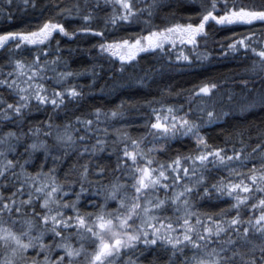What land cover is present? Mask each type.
<instances>
[{
	"label": "snow or ice",
	"instance_id": "snow-or-ice-1",
	"mask_svg": "<svg viewBox=\"0 0 264 264\" xmlns=\"http://www.w3.org/2000/svg\"><path fill=\"white\" fill-rule=\"evenodd\" d=\"M22 3L41 14L28 29L0 32V264H264V133L255 146L245 142L243 129L238 140L210 143L201 128L219 118L218 82L177 92L187 95V107L168 103L166 96L147 101L151 114L136 136L127 131L130 125L109 122V115H124V101L63 124L53 120L83 96L82 86L67 83L78 73L60 70V37L99 36L100 52L117 58L123 71L141 53L158 51L171 61L169 47L184 53L176 61L204 60L212 53L200 51V44L206 45L213 24L231 25L249 30L233 33L230 43L220 45L221 54L255 57L253 70H264V0H200L185 22L118 40L105 38L108 26L151 17L158 0ZM14 4L4 0L0 15L12 20ZM69 18L82 23L70 30ZM256 24L261 28L252 31ZM260 99L264 103V94ZM48 108L47 119L28 120ZM181 137L194 147L173 149ZM73 150L77 160L61 180L57 166ZM41 157L30 171L35 165L29 161ZM214 201L225 206L202 210Z\"/></svg>",
	"mask_w": 264,
	"mask_h": 264
},
{
	"label": "trees",
	"instance_id": "trees-1",
	"mask_svg": "<svg viewBox=\"0 0 264 264\" xmlns=\"http://www.w3.org/2000/svg\"><path fill=\"white\" fill-rule=\"evenodd\" d=\"M49 2L50 0H41V5ZM51 2H55V0H51ZM73 2L74 0H68V3ZM151 2L152 0H144L146 4H151ZM199 2L200 0H158L159 6L153 10L151 17H148L146 13L142 17L143 19L141 18L130 26L125 24L113 28L109 25L105 30V38L118 40L140 35L146 28L150 29L152 26L163 27L174 22H185L192 16L194 9L198 10ZM249 2L251 0H245V3ZM3 5L4 0H0V6ZM12 11L14 13L12 20H7L0 15V32L28 29L30 25L38 23L35 18L41 14L40 9L29 8L25 10L22 0H15ZM110 11L111 4L105 7L104 14ZM146 19L151 20L150 25L145 24ZM193 19L195 18L193 17ZM81 23L82 21L79 19L69 18L68 26L72 30L80 26ZM100 23L102 24V20ZM260 28L261 25L256 24L251 30L259 31ZM248 30V28L231 25L223 27L213 24L209 34L205 37L206 45L204 41H201L199 49L212 53L210 57L192 62L176 61L175 56L184 53L178 49L170 48L168 53L173 57L171 61L167 59L166 55H162L158 51L150 52L141 55L137 62L131 66L126 65L123 71H121V66L117 65L112 58L100 52L98 44L103 41L99 36L77 34L75 37H60L62 48L60 70H72L78 73V75L69 78L67 83L82 86L83 96L69 104L66 111L58 110L53 115V120L63 124L65 120H72L76 115L86 114L95 107H101L107 111L117 108L120 102L124 101V115L118 117L116 122L130 125L127 127V131L136 136L145 131L141 125L146 122L147 115L151 114L147 101L166 96L168 103L183 104L186 107L187 95L184 93L176 95V93L182 89H189L198 82L213 80L219 85H224L221 89L225 88V96L218 99L215 110L219 116L222 112H226H224L223 117H219L211 124L202 127L201 131L209 136L210 143L220 144L226 140H238V133L243 129L245 142H251L255 146L257 137L264 133V103L260 99L261 94H264V83H262L264 70L258 66L253 70L255 57L246 58L239 53L222 55L220 47L225 42H231L233 33L238 35ZM189 48H185L184 51L187 52ZM190 54L195 57L197 53L191 52ZM245 80L249 82L247 85L244 84ZM166 89L171 91V96L167 95ZM229 97L232 99L229 100ZM51 113V108L46 111L43 109L39 112L33 111L28 120H44ZM202 119H205V116ZM29 126L30 124L26 120L23 129L26 131ZM248 137H251V141L248 140ZM193 147L194 142L190 138H180L179 143L173 144V149L179 148L182 151H187ZM56 155L59 153L57 152ZM96 155L99 157L102 154ZM76 160L77 156L73 150L69 152L67 161H61L58 164V175L61 180L64 179V173L70 171L69 166ZM41 162L42 157L41 159L33 158L32 165L35 167L29 168L30 171H35ZM79 162L83 163L84 160L80 159ZM98 162L104 164L105 160L100 159ZM49 166H51L50 160ZM90 179L94 181L96 178L93 176ZM108 179L111 177L109 176ZM226 202L230 203L231 201ZM224 206L223 202L214 201L211 205L204 204L202 210L215 211ZM162 259L166 260V257Z\"/></svg>",
	"mask_w": 264,
	"mask_h": 264
},
{
	"label": "rangeland",
	"instance_id": "rangeland-1",
	"mask_svg": "<svg viewBox=\"0 0 264 264\" xmlns=\"http://www.w3.org/2000/svg\"><path fill=\"white\" fill-rule=\"evenodd\" d=\"M223 27H225V26H223ZM177 43H179V42H177ZM11 47H12V46L9 45V48H11ZM188 47L191 48L190 45H189ZM29 48H31V46H29ZM170 48L173 49L172 47H169L168 49H170ZM104 54H105V56L112 58V60H113L117 65H120V66H121V62H119L117 58L112 57L110 54H106V53H104ZM143 54H145V53H141L140 56L143 55ZM140 56H139V57H140ZM137 60H138V59H137ZM137 60H136V62H137ZM136 62H135V63H136ZM133 64H134V63H133ZM223 86H224V85H219V92H218L217 96L214 98V99L216 100L215 108H216V106H217L218 99H221L222 96H225V95H224V91H225L224 89H225V88L221 89V87H223ZM187 103H188V101H187ZM186 107H187V106H186ZM208 110L211 111L212 108H209ZM215 112L217 113L216 110H215ZM224 112H226V111H224ZM224 112H222V114H221L219 117H223V116L225 115ZM117 118H118V117H117ZM117 118L113 119V118H111V116L109 115V122L113 125V127H119L120 125H124V124L117 123V122H116V119H117ZM206 119H207V117L205 116V119H204V120H206ZM102 122H103V121H102ZM206 125H208V124H205L203 127H205ZM110 135H114V133H111ZM181 138H183V137H181ZM49 143H51V141H49ZM40 152H42V150H40ZM32 161H33V159L29 161V164H30V165H32ZM30 168H31V167H30ZM29 170H30V169H29ZM77 190H78V189H77ZM110 206H111V207H115V204H111Z\"/></svg>",
	"mask_w": 264,
	"mask_h": 264
},
{
	"label": "bare ground",
	"instance_id": "bare-ground-1",
	"mask_svg": "<svg viewBox=\"0 0 264 264\" xmlns=\"http://www.w3.org/2000/svg\"><path fill=\"white\" fill-rule=\"evenodd\" d=\"M176 3V2H175ZM174 4V3H173ZM143 19V18H142ZM67 43V42H66ZM194 53V52H193ZM215 55V54H214ZM185 62V61H184ZM212 63V62H211ZM159 64V63H158ZM213 64V63H212ZM192 65V64H191ZM205 65V64H204ZM170 66V65H169ZM168 67V66H167ZM176 67V66H175ZM187 67V66H186ZM155 68V67H154ZM162 68V67H161ZM174 68V67H173ZM145 69V68H144ZM179 70H180V68H179ZM151 71V70H150ZM164 71V70H163ZM177 72V71H176ZM153 74V73H152ZM146 80H148L147 78H146ZM144 82V81H143ZM147 86V85H146ZM224 104H226V103H224ZM231 106V105H230ZM227 108V107H226ZM227 114V113H226ZM32 118V117H31ZM223 119V118H222Z\"/></svg>",
	"mask_w": 264,
	"mask_h": 264
}]
</instances>
